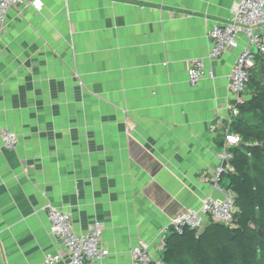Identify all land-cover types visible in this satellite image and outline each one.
I'll return each instance as SVG.
<instances>
[{
    "label": "crops",
    "instance_id": "obj_1",
    "mask_svg": "<svg viewBox=\"0 0 264 264\" xmlns=\"http://www.w3.org/2000/svg\"><path fill=\"white\" fill-rule=\"evenodd\" d=\"M40 1L10 9L0 36V264H68L48 205L72 213L76 235L102 225L97 264H131L138 244L162 259L160 230L220 197L243 42L211 60L208 32L236 0ZM194 61L212 72L196 86Z\"/></svg>",
    "mask_w": 264,
    "mask_h": 264
},
{
    "label": "built area",
    "instance_id": "obj_2",
    "mask_svg": "<svg viewBox=\"0 0 264 264\" xmlns=\"http://www.w3.org/2000/svg\"><path fill=\"white\" fill-rule=\"evenodd\" d=\"M17 7H33L41 11L40 0H0V36L5 29L6 17L10 9ZM210 50L208 58H221L228 50H235L243 42L232 71L229 76L228 89L235 98L232 109L233 116L238 114L237 105L243 102L249 72L254 68L256 53L264 55V0H236L234 12L230 19L218 21L208 32ZM256 50V53L253 51ZM201 61H194L188 70L189 83L192 86L205 76L211 75ZM230 125V124H228ZM3 146L14 149L17 145L16 135L8 130L2 133ZM240 143V137L231 132H225L224 143L219 154V165L215 168L211 179V190L220 197L209 195L205 197L199 209H190L172 219L160 232L159 250L162 251L165 237L170 228L181 233L183 228L200 232L208 222L234 226L236 206L234 196L220 185L221 176L230 171L229 160L232 158L227 149ZM223 163L226 165L223 166ZM45 215L49 221V234L63 245V255L68 258V264H97L103 260L108 251L103 248L101 237L103 227L95 223L87 234L76 235L72 227V213L56 207L47 206ZM61 254L46 255L42 264H58ZM131 264H164L156 258L147 246L138 244L130 250Z\"/></svg>",
    "mask_w": 264,
    "mask_h": 264
},
{
    "label": "trees",
    "instance_id": "obj_3",
    "mask_svg": "<svg viewBox=\"0 0 264 264\" xmlns=\"http://www.w3.org/2000/svg\"><path fill=\"white\" fill-rule=\"evenodd\" d=\"M245 91L228 131L240 143L227 152L230 171L220 185L234 196V226L208 222L200 231L170 228L161 254L164 264H264V55L256 53ZM223 138L218 145L223 146ZM250 224L255 227L252 229ZM258 230L263 235L258 234Z\"/></svg>",
    "mask_w": 264,
    "mask_h": 264
},
{
    "label": "water",
    "instance_id": "obj_4",
    "mask_svg": "<svg viewBox=\"0 0 264 264\" xmlns=\"http://www.w3.org/2000/svg\"><path fill=\"white\" fill-rule=\"evenodd\" d=\"M253 51L256 53V50H253ZM225 165H226V164L223 163V166H225ZM250 227H251L252 229H255V227H254L253 225H251V224H250ZM257 232H258L259 235H263V232H262V231L258 230Z\"/></svg>",
    "mask_w": 264,
    "mask_h": 264
}]
</instances>
